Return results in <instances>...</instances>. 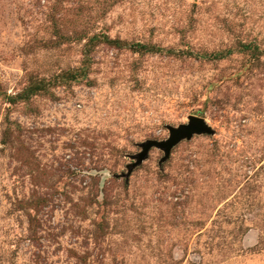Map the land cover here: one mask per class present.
<instances>
[{"label":"rangeland","instance_id":"obj_1","mask_svg":"<svg viewBox=\"0 0 264 264\" xmlns=\"http://www.w3.org/2000/svg\"><path fill=\"white\" fill-rule=\"evenodd\" d=\"M0 264H264V0H0Z\"/></svg>","mask_w":264,"mask_h":264},{"label":"water","instance_id":"obj_2","mask_svg":"<svg viewBox=\"0 0 264 264\" xmlns=\"http://www.w3.org/2000/svg\"><path fill=\"white\" fill-rule=\"evenodd\" d=\"M168 129L170 131L169 139L165 141L150 140L142 144L143 151L136 157V163L129 167V173L126 175L127 177L130 176L133 169L141 165L149 157V153L153 148H159L164 151L165 156L162 159L163 163L170 158L172 150L182 141L191 140L195 135H212L215 133L206 120L198 116H190L188 123L182 124L179 127L168 126Z\"/></svg>","mask_w":264,"mask_h":264},{"label":"trees","instance_id":"obj_3","mask_svg":"<svg viewBox=\"0 0 264 264\" xmlns=\"http://www.w3.org/2000/svg\"><path fill=\"white\" fill-rule=\"evenodd\" d=\"M139 47L142 48V50H144V51H150L151 50L150 48H148L145 45H140Z\"/></svg>","mask_w":264,"mask_h":264}]
</instances>
